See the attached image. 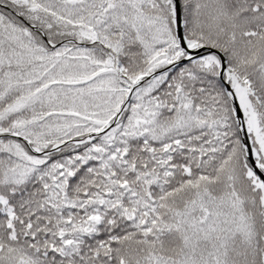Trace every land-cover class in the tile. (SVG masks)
Masks as SVG:
<instances>
[{
	"label": "snow or ice",
	"instance_id": "1",
	"mask_svg": "<svg viewBox=\"0 0 264 264\" xmlns=\"http://www.w3.org/2000/svg\"><path fill=\"white\" fill-rule=\"evenodd\" d=\"M0 264H264V0H0Z\"/></svg>",
	"mask_w": 264,
	"mask_h": 264
}]
</instances>
